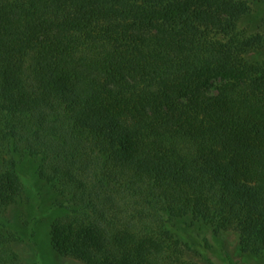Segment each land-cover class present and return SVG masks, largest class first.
Returning a JSON list of instances; mask_svg holds the SVG:
<instances>
[{
    "label": "trees",
    "instance_id": "trees-1",
    "mask_svg": "<svg viewBox=\"0 0 264 264\" xmlns=\"http://www.w3.org/2000/svg\"><path fill=\"white\" fill-rule=\"evenodd\" d=\"M248 10L0 0V212L21 198L19 164L39 158L66 211L49 229L58 255L200 264L231 228L264 249V61L249 56L264 34L242 35ZM11 241L0 264H21Z\"/></svg>",
    "mask_w": 264,
    "mask_h": 264
},
{
    "label": "rangeland",
    "instance_id": "rangeland-1",
    "mask_svg": "<svg viewBox=\"0 0 264 264\" xmlns=\"http://www.w3.org/2000/svg\"><path fill=\"white\" fill-rule=\"evenodd\" d=\"M249 10L240 21V31L246 37L264 34V0H245ZM250 58L264 61V48L253 51ZM221 82L211 88L215 92ZM40 159L23 161L18 166L23 186L21 198L15 205L0 212V239L8 233L12 241L4 243L11 248L21 264H85L78 259L56 254L50 245V225L65 216L57 208L63 201L56 186L40 176ZM187 223L190 220L184 219ZM4 224L5 226H1ZM3 242V241H2ZM203 256L192 254L200 264H264V249L246 250L241 246L239 230L231 228L217 235Z\"/></svg>",
    "mask_w": 264,
    "mask_h": 264
}]
</instances>
